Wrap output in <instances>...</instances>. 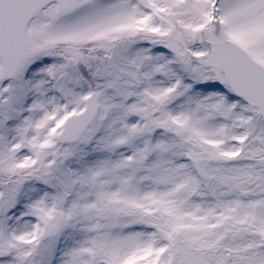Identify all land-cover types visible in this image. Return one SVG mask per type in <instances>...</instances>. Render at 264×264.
I'll return each mask as SVG.
<instances>
[{
    "label": "snow or ice",
    "instance_id": "obj_1",
    "mask_svg": "<svg viewBox=\"0 0 264 264\" xmlns=\"http://www.w3.org/2000/svg\"><path fill=\"white\" fill-rule=\"evenodd\" d=\"M0 264H264V0H0Z\"/></svg>",
    "mask_w": 264,
    "mask_h": 264
}]
</instances>
